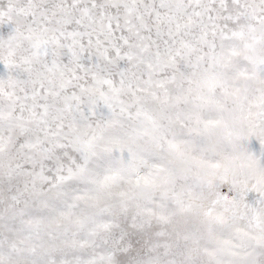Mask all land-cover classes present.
<instances>
[{"label":"snow or ice","instance_id":"obj_1","mask_svg":"<svg viewBox=\"0 0 264 264\" xmlns=\"http://www.w3.org/2000/svg\"><path fill=\"white\" fill-rule=\"evenodd\" d=\"M0 264H264V0H0Z\"/></svg>","mask_w":264,"mask_h":264}]
</instances>
